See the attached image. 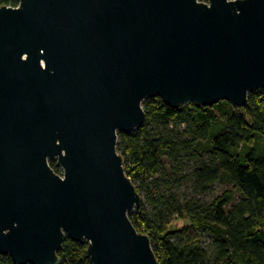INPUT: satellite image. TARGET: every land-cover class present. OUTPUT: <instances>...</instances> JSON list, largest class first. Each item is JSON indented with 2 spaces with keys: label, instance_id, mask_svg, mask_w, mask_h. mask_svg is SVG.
Listing matches in <instances>:
<instances>
[{
  "label": "water",
  "instance_id": "95a60500",
  "mask_svg": "<svg viewBox=\"0 0 264 264\" xmlns=\"http://www.w3.org/2000/svg\"><path fill=\"white\" fill-rule=\"evenodd\" d=\"M264 87V0H18L0 5V252L61 264H159L129 212L117 149L143 100L237 107ZM50 160L62 169L54 170Z\"/></svg>",
  "mask_w": 264,
  "mask_h": 264
},
{
  "label": "trees",
  "instance_id": "16d2710c",
  "mask_svg": "<svg viewBox=\"0 0 264 264\" xmlns=\"http://www.w3.org/2000/svg\"><path fill=\"white\" fill-rule=\"evenodd\" d=\"M142 104L144 122L119 131L117 149L142 198L129 217L150 236L159 264H264V87L243 107H173L159 95ZM216 182L221 191L202 199ZM186 184L191 192H180ZM86 248L66 234L61 264H91ZM0 264L15 263L0 252Z\"/></svg>",
  "mask_w": 264,
  "mask_h": 264
},
{
  "label": "rangeland",
  "instance_id": "374dc122",
  "mask_svg": "<svg viewBox=\"0 0 264 264\" xmlns=\"http://www.w3.org/2000/svg\"><path fill=\"white\" fill-rule=\"evenodd\" d=\"M221 188H222V184L216 182V183L213 184V187H212L211 191H209V192L206 193V194L199 195V196H200L202 199H204V200H208L209 198H211V195H212L213 193L221 191ZM179 190H180V192L185 191L186 193H190V192H191L190 184H186V186H182L181 189H179ZM183 223H184L183 221L181 222V221H176V220H175V221L172 222V224H173L172 226H173V227H176L177 225H178V226H182Z\"/></svg>",
  "mask_w": 264,
  "mask_h": 264
}]
</instances>
